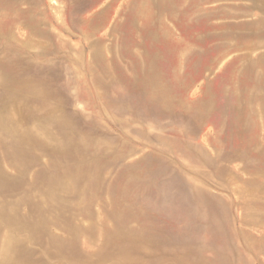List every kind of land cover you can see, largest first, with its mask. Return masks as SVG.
<instances>
[{"label": "rangeland", "instance_id": "374dc122", "mask_svg": "<svg viewBox=\"0 0 264 264\" xmlns=\"http://www.w3.org/2000/svg\"><path fill=\"white\" fill-rule=\"evenodd\" d=\"M0 264H264V0H0Z\"/></svg>", "mask_w": 264, "mask_h": 264}]
</instances>
